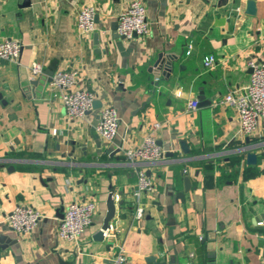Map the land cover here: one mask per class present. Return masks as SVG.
Masks as SVG:
<instances>
[{"label":"crops","instance_id":"0c3cea01","mask_svg":"<svg viewBox=\"0 0 264 264\" xmlns=\"http://www.w3.org/2000/svg\"><path fill=\"white\" fill-rule=\"evenodd\" d=\"M24 1L0 0V42L22 45L17 61L0 60V264H58L59 257L113 264L121 248L125 264H153L151 256L187 264L191 253V264H264V119L243 136L237 111L216 105L248 83L250 60L264 61V0H254L256 16L245 14L249 0H141L149 33L132 40L112 30L132 0H29L22 7ZM84 6L99 16L89 36L77 30ZM159 55L176 60L170 79L156 87L149 69ZM210 55L213 70L203 63ZM33 62L44 72L54 62L55 73L77 71L79 89L117 110L116 138L96 133L101 108L68 120L49 77L31 78ZM194 100L204 106L187 111ZM155 123L164 157L141 166L154 188L138 194L136 169L123 151L140 146ZM248 153L257 165L247 164ZM237 154L243 159L231 161ZM111 193L119 198L113 231L97 241ZM88 201L96 213L78 246L61 240L65 209ZM20 205L42 214L31 233L17 234L7 220Z\"/></svg>","mask_w":264,"mask_h":264},{"label":"built area","instance_id":"2783aa9c","mask_svg":"<svg viewBox=\"0 0 264 264\" xmlns=\"http://www.w3.org/2000/svg\"><path fill=\"white\" fill-rule=\"evenodd\" d=\"M96 16L95 6H84L79 10L77 30L81 36H89L96 31ZM116 32L124 40H132L134 36L144 38L148 35L146 7L141 0H132L118 16ZM21 50L20 41L4 39L0 42V60L17 61ZM203 63L207 70H213L218 65L216 57L212 55L205 57ZM248 68L250 70L248 83L242 88L230 91L216 105L233 107L238 114L240 133L250 137L258 130L264 119V61L252 59L248 62ZM28 69L32 79L44 74V66L39 62H33ZM78 79V72L74 70L58 71L52 77V84L61 91L60 100L66 118L70 121L84 118L92 110L96 99L95 94L89 90L78 88ZM198 106L197 100L190 101L187 111H195ZM119 125L120 118L114 107L107 106L100 109L95 131L103 140L112 142L118 134ZM159 129V123L153 124L140 146L123 151L127 163L136 169L138 194L150 192L154 188L151 179L147 177L141 166L160 161L164 157V152L156 138ZM112 198L115 203L119 201L117 195L113 194ZM95 213L96 204L92 201L70 204L65 209L58 226L59 238L78 246L80 237L92 225ZM143 216L144 210L137 208L135 218L141 220ZM41 219L42 214L38 210L31 206L20 205L9 214L7 220L17 234H28L36 228ZM258 226L263 227L264 220L258 222ZM109 231H113L112 225L104 232V237ZM194 258V253L189 254L190 262L187 264H191ZM126 261L125 251L121 248L113 264H125Z\"/></svg>","mask_w":264,"mask_h":264},{"label":"water","instance_id":"95a60500","mask_svg":"<svg viewBox=\"0 0 264 264\" xmlns=\"http://www.w3.org/2000/svg\"><path fill=\"white\" fill-rule=\"evenodd\" d=\"M30 5L29 0H25L22 4V7H27ZM257 13V7H256V2L254 0H249L246 4V10L245 14L248 16H256ZM99 21V16H96V23ZM117 22H115L112 25V30L114 31L115 35L118 36L117 32ZM134 38H137L134 36ZM176 58L174 57H169V56H164V55H159L156 63L149 69V72L153 75L155 78L154 85L157 87L159 83L169 80L170 76L173 72V65L174 61ZM56 71V62H54L44 73L49 77V81H52V77ZM250 72V71H249ZM33 86L38 85V81H33L30 83ZM201 100V98H199ZM204 104H200L198 107H203ZM102 108V102L100 100H94L93 102V107L92 110H97ZM248 142V140H247ZM182 144V150L186 153L188 152L186 144ZM172 155V154H170ZM246 162L248 165H257L258 163V158L255 153H248L246 157ZM8 172H13L15 171L14 166H9L7 168ZM184 184H185V190L187 191L190 188V179L188 177L184 178ZM112 193L108 196L107 202H106V207L107 211L102 223V226L100 227L99 232L95 235L94 239L97 241H101L104 237V232L109 230L110 228V222L115 218L116 214V206L115 202L112 198ZM12 229V228H11ZM177 260V259H176ZM147 262H152L153 264H168L167 262H158L156 257H148L146 259ZM58 264H75V260L72 259L70 260H63L62 258L59 257L58 259Z\"/></svg>","mask_w":264,"mask_h":264},{"label":"trees","instance_id":"16d2710c","mask_svg":"<svg viewBox=\"0 0 264 264\" xmlns=\"http://www.w3.org/2000/svg\"><path fill=\"white\" fill-rule=\"evenodd\" d=\"M10 156L11 157H22V156H24V154L23 153H12V154H10ZM243 157H244L243 154L232 155L230 157V160L231 161H238V160H242ZM1 164L2 163H0V166H1ZM16 168L18 171H26L27 170V167H25V166H16Z\"/></svg>","mask_w":264,"mask_h":264}]
</instances>
